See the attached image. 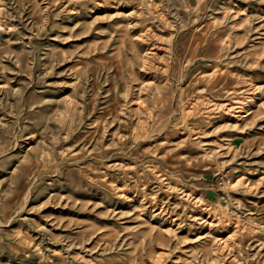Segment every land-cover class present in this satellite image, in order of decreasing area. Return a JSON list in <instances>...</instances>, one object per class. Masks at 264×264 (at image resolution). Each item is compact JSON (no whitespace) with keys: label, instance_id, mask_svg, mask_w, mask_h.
Returning a JSON list of instances; mask_svg holds the SVG:
<instances>
[{"label":"rangeland","instance_id":"obj_1","mask_svg":"<svg viewBox=\"0 0 264 264\" xmlns=\"http://www.w3.org/2000/svg\"><path fill=\"white\" fill-rule=\"evenodd\" d=\"M0 264H264V0H0Z\"/></svg>","mask_w":264,"mask_h":264}]
</instances>
